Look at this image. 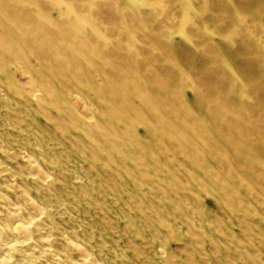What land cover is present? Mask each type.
Listing matches in <instances>:
<instances>
[{
	"label": "bare ground",
	"instance_id": "obj_1",
	"mask_svg": "<svg viewBox=\"0 0 264 264\" xmlns=\"http://www.w3.org/2000/svg\"><path fill=\"white\" fill-rule=\"evenodd\" d=\"M30 1L0 0V264H147L149 250L157 247L162 264H176L167 241L177 239L178 232L167 215L173 211L188 230L192 225L183 200H174V189L155 182V172H164L163 165L173 170V160L183 154L208 170L209 157L224 148L206 139V147L190 149L201 124L180 125L189 116L187 85L177 70L153 73L149 58L115 63L111 76L100 71L98 61L91 66V54L102 58L103 52L89 43L107 18L101 15L88 28L95 0ZM47 4L60 24L41 22ZM53 32L67 40L53 39ZM150 33L144 37L152 39ZM125 47L136 52L130 44ZM135 65L143 66V75ZM252 66L243 68L253 73ZM200 81L210 85L211 80ZM202 89L194 97L198 106L211 103L205 96L224 101L212 88ZM225 109L224 104L212 107L204 117L230 138L232 129L212 117ZM171 136L179 147L174 156L167 143ZM245 144L253 146L249 140ZM224 156L223 170L231 173L233 162ZM171 170L165 175H173ZM192 178L199 182L200 177ZM207 178L212 185L220 181L217 175ZM226 188L227 203L237 205ZM138 237L148 242L142 245Z\"/></svg>",
	"mask_w": 264,
	"mask_h": 264
},
{
	"label": "rangeland",
	"instance_id": "obj_2",
	"mask_svg": "<svg viewBox=\"0 0 264 264\" xmlns=\"http://www.w3.org/2000/svg\"><path fill=\"white\" fill-rule=\"evenodd\" d=\"M71 1L80 4L84 0ZM95 1L86 19L88 28H92L90 26L99 21L101 15L107 18L98 26V34L93 33L94 38L89 43L93 49L98 47L97 50L103 52L102 58L91 54V66L98 61L100 71L111 76L112 70L117 69L115 63L139 62L149 58L153 73L177 70L187 85L185 102L188 109L185 112L189 116L181 120L180 125L190 128L194 120L201 124L197 130V141L189 146L190 149L197 152L206 147V139L210 140L211 145L213 143L214 146L224 148V152H216L209 157L208 170L211 173L198 169L192 164V158H186L184 154L173 160V170L163 165L164 172H155L153 180L174 189L175 192H171L174 200H183V207L192 225L191 230H188L187 225L183 226L182 220L173 211L167 215L178 232L177 239L167 241L169 255L175 256L173 260L176 264H264V0ZM30 2L36 3L34 0ZM41 8L46 15L41 22L60 24L61 20L55 19L58 13L51 4L42 5ZM227 14H231L232 19H227ZM80 23L83 25L81 20ZM147 33L153 38H145ZM58 35L53 32L52 38L67 40ZM89 38L90 35L85 37ZM44 39L47 40V37ZM247 40L250 42L247 43ZM123 44H130L136 52L129 54ZM248 64L253 65V73L244 70L243 66ZM133 70L144 74L143 66L135 65ZM202 76L211 80L210 85L200 81L204 79ZM144 81L140 78L141 83ZM208 87L224 95V101L220 103L216 98L205 96L210 99V106H198L194 97L202 88L205 91ZM153 102L158 104L159 100ZM222 104L226 111L211 114L218 125L232 129L231 139L228 132L215 130L204 117V114L210 112L209 109ZM176 140L173 136L167 139L168 146L173 148V156L179 149ZM247 140L252 147L247 148ZM142 141L147 142V138L142 137ZM204 141L207 144L204 145ZM238 145L240 150L236 152ZM242 147L244 150H241ZM156 152L160 153L158 149ZM213 156L217 158L212 159ZM223 156L233 162L231 173L223 170L227 164L221 160ZM161 159L166 161V158ZM241 163L247 166H240ZM169 170L173 174L170 177L165 175ZM211 174L220 177V181L212 185L207 178ZM192 176L200 177L199 182H194ZM170 183L177 184V187L173 185L172 188ZM226 186L232 192H229L231 196L238 201L237 205L227 203V194L222 191ZM231 187H234L232 191ZM137 241L144 245L148 239L138 237ZM159 248L156 252L149 250L147 264H162V258L158 255Z\"/></svg>",
	"mask_w": 264,
	"mask_h": 264
}]
</instances>
